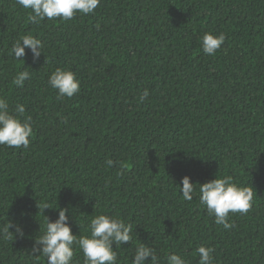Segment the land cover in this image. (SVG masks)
Segmentation results:
<instances>
[{"label": "trees", "instance_id": "16d2710c", "mask_svg": "<svg viewBox=\"0 0 264 264\" xmlns=\"http://www.w3.org/2000/svg\"><path fill=\"white\" fill-rule=\"evenodd\" d=\"M29 13L0 0V96L33 126L28 148L0 145V223L25 233L0 237V264H47L32 254L45 216L58 218L45 204L69 210L74 235L97 214L132 223L133 240L113 245L119 264L141 242L161 264L171 252L198 264L200 245L213 264H264V0H100L92 14L35 25ZM208 31L226 37L214 56L202 51ZM26 34L44 44L35 61L27 48L24 62L10 53ZM57 68L80 80L72 98L47 84ZM222 175L254 192L227 230L198 195ZM184 176L197 183L191 201ZM74 259L83 264L79 249Z\"/></svg>", "mask_w": 264, "mask_h": 264}, {"label": "clouds", "instance_id": "9594fccd", "mask_svg": "<svg viewBox=\"0 0 264 264\" xmlns=\"http://www.w3.org/2000/svg\"><path fill=\"white\" fill-rule=\"evenodd\" d=\"M16 3L30 10L28 19L35 25L45 19L59 18L68 21L77 14H92L100 4V0H16ZM225 39L223 33L217 35L212 31L205 32L200 37L203 53L214 56ZM26 48L31 50L34 61L44 54L43 42L31 34L18 38L12 44L10 53L16 60L24 62L22 58L25 57ZM30 76L31 74L25 68L16 74L12 82L17 87H23ZM47 84L57 92L58 98H72L81 91L80 80L73 71L68 69H55L49 75ZM148 95V90L145 89L139 98L140 102H143ZM25 111L22 103H16L13 108H10L9 101L0 96V145L28 148L33 126L31 117L22 119ZM106 164L108 167L114 166L111 159H108ZM181 184L182 187L179 186V188L183 199L191 201L196 192L197 183L190 182V177L184 176ZM198 184L200 205L207 209L208 214L214 218L215 224L222 225L226 230L233 226L229 221L230 213L247 214L252 207L254 197L252 188L238 185L233 182L231 176L222 175ZM45 209H57L58 218L52 221L45 216L43 234L35 239L32 254L46 258L47 264H76L75 249L82 252L83 264H119L113 245L116 249L133 240V224L118 216L107 214L92 216L85 228L88 234L74 235L69 225L67 208H50L45 204L43 212ZM13 228L15 231H10ZM13 235L24 237L25 233L21 225L9 220L0 223V237L7 240L12 239ZM213 252L212 247L205 245L197 247L198 264H213ZM130 260L131 264H161V257L157 250L143 242L135 247ZM164 264H187V261L181 254L171 252L165 254Z\"/></svg>", "mask_w": 264, "mask_h": 264}]
</instances>
